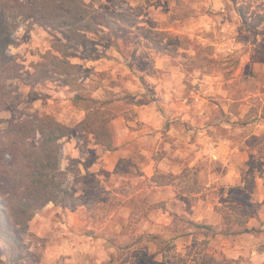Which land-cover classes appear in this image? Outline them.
Returning <instances> with one entry per match:
<instances>
[{
    "label": "rangeland",
    "instance_id": "rangeland-1",
    "mask_svg": "<svg viewBox=\"0 0 264 264\" xmlns=\"http://www.w3.org/2000/svg\"><path fill=\"white\" fill-rule=\"evenodd\" d=\"M84 1L97 16L127 10L140 23L113 32L97 19V34L72 53L85 89L115 115V150L104 152L91 134L61 140L60 167L81 203H50L29 223L23 238L35 264H153V236L175 246L173 262L190 264L205 239L196 225L214 228L215 257L264 264V151L244 161L227 144L264 123V23L244 24L237 12L252 19L264 0ZM15 38L9 53L29 68L61 35L22 20ZM9 86L20 104L0 113L1 130L18 116L51 115L70 128L84 116L59 81ZM155 175H183L198 192L179 180L157 186ZM232 206L252 214L244 227L225 224L221 211Z\"/></svg>",
    "mask_w": 264,
    "mask_h": 264
},
{
    "label": "trees",
    "instance_id": "trees-1",
    "mask_svg": "<svg viewBox=\"0 0 264 264\" xmlns=\"http://www.w3.org/2000/svg\"><path fill=\"white\" fill-rule=\"evenodd\" d=\"M237 12L244 24L251 21V26L257 27L264 23V12L252 19L242 7ZM97 19L113 32L127 31L140 23L139 13L127 10L107 11L97 16L84 0H0V113L20 104L19 96L9 86L14 80L29 87L59 81L72 94V105L84 113L73 128L51 115H43L18 116L5 129H0V255L7 264H35L34 254L24 243L23 235L33 218L48 204L76 207L81 203V197L66 185V176L60 167L61 140L91 134L104 152L115 150L111 128L115 115L90 96L82 84L84 71L70 61L73 51L89 42L87 36L97 34ZM22 20H30L61 35L29 68L17 55L9 53ZM145 34L151 36L149 31ZM153 42L156 52H166L159 41ZM152 180L157 186L172 185L179 180L185 192H198L197 184L188 185L183 175H155ZM221 213L225 224L241 228L252 217L248 209L236 206ZM196 228L203 230L205 239L197 242L190 264H232L226 257L217 258L210 252L207 237L215 233L214 228L210 225H196ZM251 231L242 229L243 233ZM150 241L160 256L153 264H177L173 262L174 245L158 236L151 237Z\"/></svg>",
    "mask_w": 264,
    "mask_h": 264
},
{
    "label": "crops",
    "instance_id": "crops-1",
    "mask_svg": "<svg viewBox=\"0 0 264 264\" xmlns=\"http://www.w3.org/2000/svg\"><path fill=\"white\" fill-rule=\"evenodd\" d=\"M244 132L243 141L239 144L237 143L232 146L231 141L227 143L228 146H231V148L229 147L231 154L235 155L239 153L240 156H243L244 161H248L251 157L255 156L258 158L261 155V151H264V123L251 126L250 129H246ZM261 161L264 162V159ZM237 256H240V254ZM262 258L264 259V257Z\"/></svg>",
    "mask_w": 264,
    "mask_h": 264
}]
</instances>
